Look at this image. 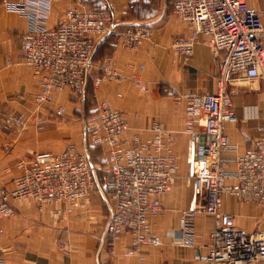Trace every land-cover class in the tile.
I'll list each match as a JSON object with an SVG mask.
<instances>
[{
    "label": "crops",
    "instance_id": "0c3cea01",
    "mask_svg": "<svg viewBox=\"0 0 264 264\" xmlns=\"http://www.w3.org/2000/svg\"><path fill=\"white\" fill-rule=\"evenodd\" d=\"M122 1L125 10L114 0H61L50 5L36 0H0V186L13 187L20 162L39 152L58 151L80 138L81 147L87 146L98 167L103 159L100 153H106L90 140L86 144V126H93L99 114L94 122L83 120L81 133L75 124L53 119L63 110L58 111L59 105L67 108L70 104L72 89L65 88L52 107L40 113L36 96L41 85L24 61L23 34L58 26L66 10L79 2L111 13L121 24L155 22L153 38L137 50H128L115 37L109 38L95 56L91 86L97 105L107 102L127 113L129 128L124 139L128 145L136 138H150L156 121L175 135V185L162 197L163 211L150 218L151 229L162 243L137 246L127 234L112 243L107 240L113 201L105 196L103 179L101 188L88 200L15 201L14 214L0 220V264H205L201 256L208 252L213 217L198 213L190 228L182 222L184 211L207 200V193L196 188L193 166L204 153L207 140L204 115L190 122L187 107L189 100L216 92L219 66L203 36L189 61L184 62L173 51L174 38L191 32L186 22L173 15L177 0ZM247 1L264 21V0ZM98 79L101 81L96 84ZM229 89L237 120L225 124L230 148L223 157L234 171L235 160L264 135V83L235 82ZM228 182L235 180L230 177ZM223 209L234 216L237 227L264 231V207L228 195Z\"/></svg>",
    "mask_w": 264,
    "mask_h": 264
},
{
    "label": "built area",
    "instance_id": "2783aa9c",
    "mask_svg": "<svg viewBox=\"0 0 264 264\" xmlns=\"http://www.w3.org/2000/svg\"><path fill=\"white\" fill-rule=\"evenodd\" d=\"M36 1L50 5L61 0ZM173 15L191 30L189 35L174 38L175 54L189 61L203 36L219 66L216 92L189 100L187 107L190 122L204 115L207 140L204 153L193 166L196 188L207 193V200L182 213L183 225L190 228L193 218L201 212L213 217L208 252L201 256L205 264H263L264 231L237 227L234 216L223 209L228 195L264 207V135L235 160L234 171L223 157L230 148L225 124L237 120L230 86L235 82L264 83L263 18L247 0H177ZM154 23L121 24L111 13L79 2L66 10L58 26L25 32L22 53L41 85L38 103L50 102L55 93L65 88L84 94L101 45L115 37L124 48L137 50L153 38ZM138 84L146 89L144 82L139 80ZM128 128L127 113L104 102L97 124L85 129L86 144L90 140L107 153L109 168L104 189L113 203L105 237L112 243L127 234L137 246H158L162 241L151 229L150 218L163 211L162 197L175 185V135L156 121L150 138H136L128 145L124 139ZM17 170L13 187L0 186V220L14 214L15 201L74 203L88 200L101 188L100 169L87 146L69 144L62 150L39 152L29 161L20 162ZM230 177L234 183L228 182Z\"/></svg>",
    "mask_w": 264,
    "mask_h": 264
},
{
    "label": "rangeland",
    "instance_id": "374dc122",
    "mask_svg": "<svg viewBox=\"0 0 264 264\" xmlns=\"http://www.w3.org/2000/svg\"><path fill=\"white\" fill-rule=\"evenodd\" d=\"M114 1L116 2V5L117 4L120 5V3H121L122 8L125 10V7L123 6L122 0H114ZM100 48H99V50H100ZM93 72H94V70H93ZM59 94H61V93L60 92L55 93L53 96V99L50 102H46L43 105L37 104L36 107L37 106L40 107L39 108L40 113H41V110L43 108L52 107V104L55 103L56 98L58 97ZM68 99H69L68 101H70V104H68V106H70V107L67 106V108H66V107H64L63 104L61 106L59 105L57 107L58 111L61 108H63V110L61 113H58V117L54 116L53 119L57 120L58 122H60L64 125L65 124H67V125L75 124L77 126V129H79V132L81 133L82 129L84 128L83 120L88 119V120H92L94 122V119L97 117V115L100 112V105H97V102H95L96 100H95V95L93 93L92 86H91V79L89 81L88 87H87L84 94H76V93L72 92L69 94ZM96 124H97V122H94L93 125H96ZM78 140H79L78 142H72V143L66 144L63 148H65L69 144H75V145L81 147V144H82L81 140L82 139L80 138ZM62 149H60V150H62ZM101 154H102L103 159H102V165L99 166V169H100V174L102 176L107 172V170L109 168V164L107 161V153L104 154L103 152H101L100 157H101Z\"/></svg>",
    "mask_w": 264,
    "mask_h": 264
},
{
    "label": "trees",
    "instance_id": "16d2710c",
    "mask_svg": "<svg viewBox=\"0 0 264 264\" xmlns=\"http://www.w3.org/2000/svg\"><path fill=\"white\" fill-rule=\"evenodd\" d=\"M111 38V37H110ZM107 173V172H106ZM106 173L104 175L101 176V174L99 173V181L100 183L103 182V179H104V182L106 180ZM102 184V183H101Z\"/></svg>",
    "mask_w": 264,
    "mask_h": 264
}]
</instances>
